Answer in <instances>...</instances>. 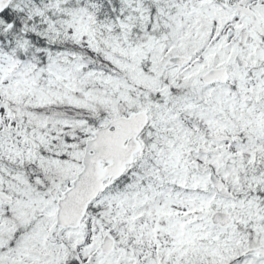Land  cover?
I'll list each match as a JSON object with an SVG mask.
<instances>
[{"label": "snow or ice", "instance_id": "snow-or-ice-1", "mask_svg": "<svg viewBox=\"0 0 264 264\" xmlns=\"http://www.w3.org/2000/svg\"><path fill=\"white\" fill-rule=\"evenodd\" d=\"M0 264H264V0H0Z\"/></svg>", "mask_w": 264, "mask_h": 264}]
</instances>
